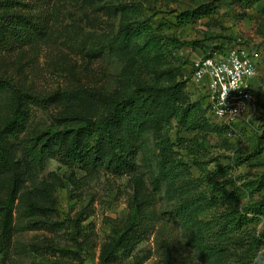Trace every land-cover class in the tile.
<instances>
[{
    "label": "rangeland",
    "instance_id": "1",
    "mask_svg": "<svg viewBox=\"0 0 264 264\" xmlns=\"http://www.w3.org/2000/svg\"><path fill=\"white\" fill-rule=\"evenodd\" d=\"M22 11L32 13L41 34L28 43L0 48V77L33 96L23 97V127L16 133L0 135V149L15 154L18 143L56 123L62 104L35 97L55 90L84 87L100 93L117 84L125 55L117 52L111 37L118 28L123 3L139 4L140 20L161 40L164 67L175 69L179 78H187L190 100L203 107L208 102L203 85L192 79L193 61L209 52H221L245 45L258 50L256 76L253 78L256 109L248 119L238 120L236 130L219 134L199 124L186 125L172 118L168 135L173 150L183 161L197 187L215 194L205 184L206 167L230 165L231 175L240 184L259 176L264 170V0H27ZM202 7L205 13L195 19H183L184 11ZM137 18L136 15L131 16ZM142 24V23H140ZM145 37L139 40L143 43ZM148 79L154 73L144 74ZM165 79V78H163ZM12 111L10 88L0 89V128ZM218 120L207 108L201 119ZM136 168L117 173L103 166L87 170L77 163H65L50 157L38 171L36 181L43 182L37 199L50 205L49 217L37 216L38 226L23 209L30 200L29 180L18 187L10 203L11 236L0 250V264H239L234 255L206 259L189 241L181 219L172 207L157 158L154 128L136 140ZM201 177V180H200ZM220 179L219 177H215ZM44 186V187H43ZM232 186L229 185L228 188ZM48 195H44V190ZM11 185L8 174L0 172V206L6 202ZM264 200V187L245 196L241 203ZM226 205L212 208L221 211ZM1 212V208H0ZM205 213L204 217H209ZM262 217V216H259ZM257 217V218H259ZM43 220V222H42ZM47 220H50L49 222ZM59 221L61 226L52 224ZM258 219L246 225L244 235L255 233ZM27 227V228H26ZM1 232V227H0ZM125 233L128 245L108 258L103 254ZM264 239L252 243L245 253L247 263Z\"/></svg>",
    "mask_w": 264,
    "mask_h": 264
},
{
    "label": "trees",
    "instance_id": "2",
    "mask_svg": "<svg viewBox=\"0 0 264 264\" xmlns=\"http://www.w3.org/2000/svg\"><path fill=\"white\" fill-rule=\"evenodd\" d=\"M27 4V0H0V48L23 45L41 34L36 17L22 11ZM119 8L122 18L111 43L117 52L125 55V63L116 86L107 93L77 87L35 97L39 102L53 100L62 104L56 123L21 140L15 149L16 156L0 149V172L8 174L11 185L6 202L0 206V250H4L11 236L10 203L18 187L27 180L32 184L28 191L30 200L23 209L31 218L27 226L39 225L34 217H49L50 205L37 199L44 181L35 180L48 158L77 163L87 170L103 166L117 173L132 172L136 168L135 140L153 127L158 164L168 184L167 192L175 201L172 211L185 226L189 241L211 262L234 255L239 264H251L243 257L245 253L236 250L247 249L259 240L255 233L244 234L249 222L264 217V200L240 203L246 195L252 196L264 187V170L259 176L238 184L230 173V165L217 166L212 171L204 167L202 179L216 193L208 195L207 190L197 187L199 178L191 177L187 165L172 148L168 135L171 119L183 121L187 126L204 120L207 130L219 134L235 131L237 123L230 128L218 121L201 119L203 109L210 111L208 102L203 107L199 101L190 100L186 92L188 79H181L178 71L164 67L161 40L151 32L148 23L140 20L139 4L123 3ZM204 13V8L199 6L191 12L184 11L181 18L195 19ZM132 15L137 18L132 19ZM143 37L145 40L139 43ZM151 72L153 79L144 77ZM5 86L10 88L12 111L0 128V135L14 134L23 127L27 109L22 101L31 95L12 85L10 79L0 77V89ZM229 185L232 187L228 188ZM43 194L48 195L46 189ZM223 204L226 205L223 210L211 213L212 208ZM205 213H210L209 217H204ZM51 223L61 226L59 221ZM125 235L110 245L103 258L128 245L129 238Z\"/></svg>",
    "mask_w": 264,
    "mask_h": 264
},
{
    "label": "built area",
    "instance_id": "3",
    "mask_svg": "<svg viewBox=\"0 0 264 264\" xmlns=\"http://www.w3.org/2000/svg\"><path fill=\"white\" fill-rule=\"evenodd\" d=\"M258 56L257 49L238 45L223 53L202 55L193 61L192 79L204 86L209 110L218 122L230 128L255 112L257 98L253 78Z\"/></svg>",
    "mask_w": 264,
    "mask_h": 264
},
{
    "label": "clouds",
    "instance_id": "4",
    "mask_svg": "<svg viewBox=\"0 0 264 264\" xmlns=\"http://www.w3.org/2000/svg\"><path fill=\"white\" fill-rule=\"evenodd\" d=\"M224 102H226V95L224 97ZM255 236L257 239H264V217L258 218ZM251 264H264V248H260L255 252L252 257Z\"/></svg>",
    "mask_w": 264,
    "mask_h": 264
}]
</instances>
